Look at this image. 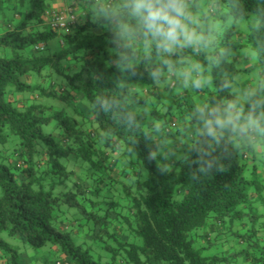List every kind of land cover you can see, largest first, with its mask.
<instances>
[{"label": "trees", "instance_id": "16d2710c", "mask_svg": "<svg viewBox=\"0 0 264 264\" xmlns=\"http://www.w3.org/2000/svg\"><path fill=\"white\" fill-rule=\"evenodd\" d=\"M55 1L0 0V264H264V0Z\"/></svg>", "mask_w": 264, "mask_h": 264}, {"label": "rangeland", "instance_id": "374dc122", "mask_svg": "<svg viewBox=\"0 0 264 264\" xmlns=\"http://www.w3.org/2000/svg\"><path fill=\"white\" fill-rule=\"evenodd\" d=\"M59 1H62V0H56L55 2H53V6H58L60 3ZM200 1H203V0H200ZM206 1V0H205ZM210 1V0H209ZM5 13L6 15L8 16V19H13V16H14V11H13V7L12 6H9L6 10H5ZM232 20L230 19L228 24L229 25H232ZM239 23V22H238ZM239 24H242V23H239ZM60 44V40L59 39H55L53 41H51L49 43V48L47 51H45L43 53V55H47V53L50 52V50L53 48V47H56L57 45ZM243 55V58L246 59L248 58V63H250V65H252L253 67L258 65L256 68H253L252 70H249L246 66V62L244 60V63H240L237 65V67L240 69V74L238 75L237 79H236V82L234 84V91L236 94H240L241 95V92L245 89V88H248V84L249 82H253L254 84H257L259 79L261 78V75L263 73V69H264V65H262L261 67H259V56L258 54L251 50V49H247L245 48L242 53ZM29 97V94H26V98ZM262 119H264V115H262L261 117ZM52 126H48V127H45L44 128V131L45 132H48L50 129H51ZM12 144L13 142H11L10 144H7L5 145L6 148H10L12 149ZM69 164V162L67 163ZM102 192V191H101ZM123 191H116L115 193H113L112 191H109L107 192L106 194H104L102 192V194H100L102 197L103 195L105 197H111L112 200H114V197H115V200L116 201H120L122 205H124L125 203L127 204V200H126V195H124L122 193ZM117 194H121V196H116ZM111 200V201H112ZM260 213H262L260 210H259ZM248 227L249 228H252L253 224H252V221L248 220ZM256 228L258 231H262L264 230V216L263 217H260L259 220L257 221L256 223ZM3 239L8 242L9 244H11L12 246L16 247L19 249V251L21 252V254H25V256H28L30 259H32L33 257H36L39 258L37 261H33V263H30V264H44V261H43V256L45 255V253L48 252L47 248L43 249V250H34L33 248H31L29 245L25 244L22 242V240L19 238V237H12L11 235H9L8 233H3L2 235ZM225 240V238H224ZM221 244V243H219ZM225 244V247L223 248V250H226L228 246V244L224 243ZM262 246H264V244H262ZM222 247V246H221ZM215 248V247H214ZM214 248H212L211 250H209V255H212L213 251H214ZM249 248V247H247ZM241 249V248H240ZM98 254L102 256V259H103V263L104 264H111L112 260V253H107L106 251H103L99 248L98 250ZM97 254V255H98ZM50 257V256H49ZM53 259L54 256L51 255V257L49 259ZM239 262H237L236 264H238ZM242 263V262H241ZM113 264H121V262L119 263H113ZM125 264V263H123Z\"/></svg>", "mask_w": 264, "mask_h": 264}, {"label": "clouds", "instance_id": "9594fccd", "mask_svg": "<svg viewBox=\"0 0 264 264\" xmlns=\"http://www.w3.org/2000/svg\"><path fill=\"white\" fill-rule=\"evenodd\" d=\"M170 7V6H169ZM145 10L148 13V15L152 18V19H160L163 20L165 22H167V17L163 16V15H157L155 13H153V10L150 6H145ZM173 12L175 11V9H171ZM170 26V25H169ZM162 35H164L166 38H168L169 40H174L175 36L172 32H162ZM214 124H220L221 126H223V124L221 123V121L219 120H214L213 121ZM248 127L250 128H257L258 125L255 124V122H249ZM220 170H223V168L221 167Z\"/></svg>", "mask_w": 264, "mask_h": 264}, {"label": "crops", "instance_id": "0c3cea01", "mask_svg": "<svg viewBox=\"0 0 264 264\" xmlns=\"http://www.w3.org/2000/svg\"><path fill=\"white\" fill-rule=\"evenodd\" d=\"M60 2H61V1H59V3H60ZM61 5H62V4L60 3L58 6H55V5H54V7H55V8H61Z\"/></svg>", "mask_w": 264, "mask_h": 264}, {"label": "built area", "instance_id": "2783aa9c", "mask_svg": "<svg viewBox=\"0 0 264 264\" xmlns=\"http://www.w3.org/2000/svg\"><path fill=\"white\" fill-rule=\"evenodd\" d=\"M73 18V17H72ZM74 19V18H73ZM64 26V24H62Z\"/></svg>", "mask_w": 264, "mask_h": 264}]
</instances>
